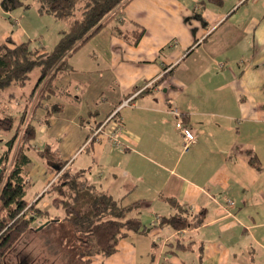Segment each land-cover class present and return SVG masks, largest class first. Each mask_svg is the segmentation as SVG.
<instances>
[{
  "label": "crops",
  "instance_id": "0c3cea01",
  "mask_svg": "<svg viewBox=\"0 0 264 264\" xmlns=\"http://www.w3.org/2000/svg\"><path fill=\"white\" fill-rule=\"evenodd\" d=\"M136 26L144 33L132 45L123 36ZM26 32L12 39L5 30L0 40L31 41L23 40ZM67 62L57 94L34 113L45 139L31 148L54 159L28 156L24 167L27 190L40 182L25 201L58 217L41 230L63 223L44 192L68 168L121 206L139 202L129 217L143 231L118 241L112 258L119 262L264 264V0H131ZM145 85L114 118L123 150L108 138L110 123L86 144L88 126L104 123ZM173 108L196 135L187 151ZM170 201L202 213L203 223L180 231L159 226L160 218L179 214Z\"/></svg>",
  "mask_w": 264,
  "mask_h": 264
},
{
  "label": "trees",
  "instance_id": "16d2710c",
  "mask_svg": "<svg viewBox=\"0 0 264 264\" xmlns=\"http://www.w3.org/2000/svg\"><path fill=\"white\" fill-rule=\"evenodd\" d=\"M32 1L37 5V14L65 22L67 29L61 32L57 43L49 51L43 47H32L31 41L15 44L10 37L0 40V92L10 86H24L29 74L38 68L36 88L42 83L43 87L35 105L36 111L42 100L46 101L52 94H57L55 82L68 71L67 59L107 24L109 16L117 8L131 0ZM28 8L25 0H0V9L4 13ZM143 33V28L136 26L123 38L136 45ZM58 110V106L47 109L45 123ZM12 130V136L4 142L6 149L0 155V264H6V254L28 231L58 220V217L51 220L49 212L37 208L35 202L29 207L34 212L33 216L21 214L28 206L24 198L27 190L24 167L29 163L27 151L32 147L36 128L26 121L25 112L18 120L11 114L0 117V131L10 133ZM11 151L12 157L9 156ZM82 176V173L66 168L44 193L52 194L51 206L63 211V219L77 235V242L86 250L78 256L84 264L94 255L113 254L118 241L126 233L141 232L143 229L137 217H129L138 208L139 202L121 206L110 195L86 183ZM170 202L178 206L179 214L160 218L159 226L180 231L203 223L202 213L189 214L175 201ZM176 248L186 247L178 243Z\"/></svg>",
  "mask_w": 264,
  "mask_h": 264
},
{
  "label": "rangeland",
  "instance_id": "374dc122",
  "mask_svg": "<svg viewBox=\"0 0 264 264\" xmlns=\"http://www.w3.org/2000/svg\"><path fill=\"white\" fill-rule=\"evenodd\" d=\"M29 4V8L18 9L12 12L9 16L0 10V35L6 31L13 39V33L16 30H27L23 40H31L30 45L37 47L42 45L47 51L53 48V45L58 41L61 31L67 29L65 22L55 20L51 16H40L35 11L36 3L32 0H25ZM24 13V20L21 24L15 23V18H22ZM30 46V47H31ZM84 49V48H82ZM82 51V50H81ZM39 77V69L35 68L30 74L29 79L24 86H10L0 92V117L5 114H11L16 119L22 115L26 110V118L36 128V135L32 144L41 146L44 142V136L40 134L39 128L45 126L41 124L40 120L36 117L35 105L39 101V88H36L37 80ZM34 91V92H33ZM33 93V95H31ZM38 97V98H37ZM13 130L10 133L0 131V153L6 149L5 141L10 139ZM36 150L31 148L27 151V156L37 159ZM11 155V154H10ZM9 155V156H10ZM40 160L51 161L54 156L39 157ZM37 161V160H36ZM40 188V182H37L34 187H28L27 199L33 200V196ZM31 189V191H29ZM32 192V193H31ZM48 196L43 198L47 200ZM50 199V198H49ZM51 214H59L64 217L63 211H56L50 208ZM63 219V218H62ZM62 224L58 227H49L43 230L38 228L28 231L23 235L9 250L4 260L6 264H83L78 259L82 252H86L83 246L77 242V235L72 230L71 226L63 219ZM112 255L102 256L98 255L90 264H114L110 260ZM117 264H125L119 262V258L115 256L112 258ZM150 260V259H149ZM138 261V260H137ZM126 262V261H125ZM144 263V262H143ZM148 263V261H147ZM138 264V263H136Z\"/></svg>",
  "mask_w": 264,
  "mask_h": 264
},
{
  "label": "built area",
  "instance_id": "2783aa9c",
  "mask_svg": "<svg viewBox=\"0 0 264 264\" xmlns=\"http://www.w3.org/2000/svg\"><path fill=\"white\" fill-rule=\"evenodd\" d=\"M149 85H145L144 87L140 88V90H138L137 93L133 94L130 98L124 99L123 101H121V103L116 107V109L107 117V119L104 121V123H102L101 125H99L97 128H93V127H89L88 129L90 131V135L87 137L86 139V144L91 143V141L97 137V135L104 130V128L106 127V123H110V127L109 130L106 131L108 138L110 139V141L113 143L114 147L116 149H118L119 151H122V145L120 144L119 140H118V136L119 133L121 132V126L118 122H116V120H114L116 114L119 112L120 109L124 108V107H131V101L132 99L141 91H143L144 89H146ZM169 112L174 115L176 117L177 120V128L179 129V132L181 134L182 137V141H183V150L187 151L189 149V147L191 145H193L196 142V135L194 133V131L186 126L182 119H181V115L177 112L176 109H170ZM30 205H28L22 212L21 214H26L27 216H33L34 212L29 208Z\"/></svg>",
  "mask_w": 264,
  "mask_h": 264
},
{
  "label": "water",
  "instance_id": "95a60500",
  "mask_svg": "<svg viewBox=\"0 0 264 264\" xmlns=\"http://www.w3.org/2000/svg\"><path fill=\"white\" fill-rule=\"evenodd\" d=\"M47 225V223H45V224H43L42 226H40L39 228H38V230H40V229H42L44 226H46Z\"/></svg>",
  "mask_w": 264,
  "mask_h": 264
}]
</instances>
